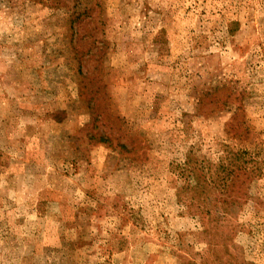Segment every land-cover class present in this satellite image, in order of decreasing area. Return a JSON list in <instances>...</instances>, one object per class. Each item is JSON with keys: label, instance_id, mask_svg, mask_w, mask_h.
I'll list each match as a JSON object with an SVG mask.
<instances>
[{"label": "rangeland", "instance_id": "374dc122", "mask_svg": "<svg viewBox=\"0 0 264 264\" xmlns=\"http://www.w3.org/2000/svg\"><path fill=\"white\" fill-rule=\"evenodd\" d=\"M62 2L0 0V264H264V0Z\"/></svg>", "mask_w": 264, "mask_h": 264}, {"label": "trees", "instance_id": "16d2710c", "mask_svg": "<svg viewBox=\"0 0 264 264\" xmlns=\"http://www.w3.org/2000/svg\"><path fill=\"white\" fill-rule=\"evenodd\" d=\"M43 4H45L47 6L49 5L52 8H55V7L58 8L61 5L63 6L62 0H43Z\"/></svg>", "mask_w": 264, "mask_h": 264}]
</instances>
